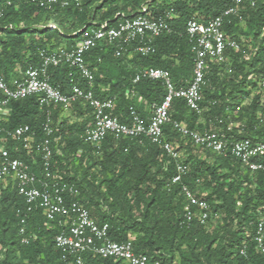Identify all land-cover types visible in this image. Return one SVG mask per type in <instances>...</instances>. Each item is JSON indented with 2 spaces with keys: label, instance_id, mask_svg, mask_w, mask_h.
Segmentation results:
<instances>
[{
  "label": "trees",
  "instance_id": "trees-1",
  "mask_svg": "<svg viewBox=\"0 0 264 264\" xmlns=\"http://www.w3.org/2000/svg\"><path fill=\"white\" fill-rule=\"evenodd\" d=\"M230 4V0H82L78 6L70 3L65 8L54 5L45 10L39 8L36 0H0V73L10 80L27 68H36L40 65L39 49L73 45L91 27L104 22L114 26L121 17L138 15L142 6H146L151 17L171 10V31L153 41L152 52L141 55L129 49L116 57L114 47L105 45L85 56L94 74L95 96L114 98L113 114L126 123L130 106L146 117L149 105L161 102L164 96L160 82L141 80L133 84L137 71L166 70L177 87L186 86L192 75V55L184 35L187 21H208ZM242 16V22L232 19L223 28L240 46L238 52L228 53L232 73H226L224 66H212L206 76L208 87L203 92L201 115L176 100L170 109L172 123H183L197 131L207 129L208 120H221L215 127L222 130L228 123H240L245 125L244 133L238 134L234 129L236 138L264 141V129L256 124L257 84L248 80L251 74H264V37L259 36L264 27V0H257L253 8L245 7ZM70 76L84 86L68 67L49 70L50 83L64 93L70 89ZM127 91L133 94L126 95ZM247 99L250 102L242 105ZM9 109L7 120H0L3 143L13 157L25 161L40 176L36 156L8 139L5 131L28 125L40 136L48 109L41 108L35 97L11 101ZM51 117L57 129L54 137H58V142L52 143L57 169L65 182L75 186L77 200L91 216L98 223L108 224L111 241L123 243L132 239L136 254L160 264H173L175 252L181 264H211L214 252L216 264H264V256L257 252L253 241V224L260 213L264 214V172L250 173L232 158L201 150L217 159L215 166L210 165L190 155L189 146L197 148L172 124L163 127L165 139L178 145L181 160L188 168L181 185L198 196L205 188L210 189L203 198L210 210L224 212L230 222L236 223L237 228L224 238L225 247L213 251L215 238L206 234L207 223L183 221L185 200L181 186L166 188L175 175L174 162L158 146L143 138L107 137L96 155L84 142V132L92 121L87 105L75 103L66 117L61 116L60 110L52 109ZM222 168L230 172L222 173ZM59 230L56 222L45 219L41 209L33 207L28 211L11 180L0 183V264H75L71 258L63 260L54 245ZM23 237L27 244L22 242ZM242 249L244 254L240 253ZM81 259L82 264H126L92 254H84Z\"/></svg>",
  "mask_w": 264,
  "mask_h": 264
},
{
  "label": "built area",
  "instance_id": "built-area-1",
  "mask_svg": "<svg viewBox=\"0 0 264 264\" xmlns=\"http://www.w3.org/2000/svg\"><path fill=\"white\" fill-rule=\"evenodd\" d=\"M39 8L49 10L54 5L61 8L73 3L78 6L82 0H36ZM257 0H230L231 4L220 15L199 22L195 19L187 21L184 35L188 41L189 52L192 55V75L186 86L177 87L168 71L162 69L143 68L137 71L132 83L141 80L160 82L164 96L159 103L149 105L146 117H141L135 107L128 108V121L121 122L113 114L114 98L101 99L94 93V74L88 68L85 56L90 51L105 45L114 47V55L119 57L131 49L135 53L146 55L153 51V41L162 34L169 33L168 20L172 11L163 12L159 17H151L142 6L136 16L121 17L113 26L106 22L97 27H91L80 41L73 45L59 46L54 49H39L40 65L27 68L19 76L7 80L0 73V120L6 121L11 101L35 97L41 108H47L45 121L41 124V135L37 136L28 125L14 127L5 131L8 139L17 142L28 153L38 159L40 176L31 171L25 161L13 157L0 136V183L11 180L20 196L23 197L28 211L33 207L42 210L45 219L57 223L59 232L54 237L55 247L61 251L63 260L71 258L75 264H82L81 256L92 254L102 259L120 260L126 264H160L151 262L144 254H136L132 239L123 243L110 240L107 223H98L89 210L78 200V191L73 184L65 182L57 169L54 160L52 143L58 142L54 137L57 129L53 126L51 110L58 109L62 117L70 112L75 103H82L91 110L92 121L84 132V142L96 155L100 154L103 141L107 137L114 140L122 138L148 139L158 146L167 158L174 162L175 175L166 188L180 185V192L185 200L183 221L186 224L193 221L205 225L211 216L208 203L187 186L181 185L182 179L188 175V168L181 160V152L177 144L167 141L163 127L172 124L178 134L202 151H209L222 158H232L250 173L264 172V141L252 140L248 137L236 138L233 130L243 134L245 125L228 123L225 129H216V123L208 120V128L202 131L191 130L183 123L171 122L170 109L176 100L196 114L201 115L200 107L203 92L208 87L206 76L212 66H224L225 72L232 73L228 53L238 52L240 46L224 31V24L232 19L243 21L242 13L245 7L253 8ZM0 16L2 9L0 7ZM260 38L264 37V27ZM61 66L73 70L80 86L70 76V89L67 93L53 86L49 80L50 68ZM248 80L256 82V94L259 95L256 111L257 127L264 129V74L255 77L249 75ZM133 94L127 91L126 95ZM247 99L242 105L248 104ZM51 109V110H50ZM3 130L0 129V133ZM17 150V149H14ZM79 153V152H78ZM35 163V158L32 159ZM198 184V180L196 181ZM253 241L257 252L264 256V214L260 213L254 224ZM23 228L20 233L23 234ZM22 242L28 243L23 237ZM244 254V249L241 250Z\"/></svg>",
  "mask_w": 264,
  "mask_h": 264
},
{
  "label": "rangeland",
  "instance_id": "rangeland-1",
  "mask_svg": "<svg viewBox=\"0 0 264 264\" xmlns=\"http://www.w3.org/2000/svg\"><path fill=\"white\" fill-rule=\"evenodd\" d=\"M69 113L66 114V116H68ZM187 142L183 143V147L184 145H186ZM186 147V146H185ZM188 152L190 153V155H192L193 157L199 158L204 160L206 163H209L210 165L215 166L216 165V160L214 157H212L211 155L202 152L199 149H193V148H188ZM219 171H221L222 173H229L230 170L226 169L224 170L219 169ZM209 180V177L207 178ZM201 182L203 183V180H201ZM201 183V184H202ZM204 185V184H203ZM202 185V186H203ZM205 187V186H203ZM204 189V188H203ZM206 193H210V189H204V192L199 195L201 198H204L206 196ZM197 194V193H196ZM211 203H217L216 201H212ZM210 203V204H211ZM210 206V205H209ZM237 228L236 223L235 222H230L226 216V213L218 211V212H214V210H211V216L207 222V224L205 225V232L208 236H210L211 238H215L214 244L212 245V250L216 251L219 249V247H225V243L224 242V238L225 237H229V234L234 231ZM182 251L183 252H187V248L186 247H182ZM199 253H201L200 250H198ZM216 256V252H214V254L212 255V260H211V264H216V262L214 261V257ZM173 264H181L180 263V257L178 255L177 252L174 253V263Z\"/></svg>",
  "mask_w": 264,
  "mask_h": 264
}]
</instances>
